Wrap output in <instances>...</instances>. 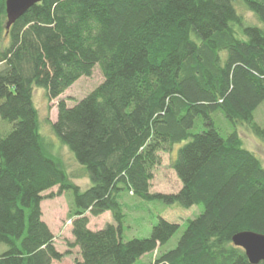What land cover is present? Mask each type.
Instances as JSON below:
<instances>
[{"label": "trees", "instance_id": "1", "mask_svg": "<svg viewBox=\"0 0 264 264\" xmlns=\"http://www.w3.org/2000/svg\"><path fill=\"white\" fill-rule=\"evenodd\" d=\"M238 1L44 0L7 30L0 0V246L8 247L0 264H53L71 253L57 250L41 207L69 192L76 264H137L181 228L178 210L150 238L124 241L125 194L183 213L203 207L174 250L142 264H251L232 238L264 235V165L237 128L224 137L214 121L222 115L264 140L255 120L264 103V0H244L258 25L238 13ZM97 65L104 82L74 106L61 99L50 122L86 169L92 186L82 190L44 142L34 91L56 100ZM197 122L206 129L192 133ZM182 143L173 164L182 189L152 193L160 152ZM107 212L114 223L89 228V215Z\"/></svg>", "mask_w": 264, "mask_h": 264}, {"label": "rangeland", "instance_id": "2", "mask_svg": "<svg viewBox=\"0 0 264 264\" xmlns=\"http://www.w3.org/2000/svg\"><path fill=\"white\" fill-rule=\"evenodd\" d=\"M235 6L238 13L243 15L250 25L259 24L254 14L246 9L244 0H239L235 3ZM238 36L245 39L244 34L240 30ZM103 82V73L97 65L93 70L92 76L80 78L67 89L64 95L56 100L49 101L43 89L37 88L34 91V103L39 113L40 133L44 142L51 147L52 154L60 157L64 161L70 178L75 184L80 186L82 190H86L92 186L90 179L85 176L86 169L76 162L73 153H71L67 147L63 146L55 137L50 122L54 123L57 120V105L61 99H64L68 106H74ZM255 120L260 126H264V103L256 110ZM214 121L216 127L224 137L237 128L244 147L255 153L264 165V140L255 136L244 125L239 124L234 126L233 123L222 115L214 116ZM1 123L2 128L6 127L8 129L7 132L11 130V125L2 121ZM204 128L205 127L202 126L200 122H197L192 133H199L203 131ZM183 145H185V143L175 145L172 149L160 152L162 162L154 171V179L151 188L152 193L178 194L182 189V183L174 171L173 164L177 159L179 149ZM57 192L58 187L54 188L52 191L45 192L44 195L47 196ZM123 202L125 204V222L122 233L124 241L150 238L154 226L158 224L160 219L166 218L170 221H174L172 220V213L175 211L179 210L177 216L184 217V219L182 217L183 220L180 223L182 225L178 232L156 252L142 257L137 264L154 262L161 254L174 250L187 227L185 220L188 218L193 220L203 212L202 206L191 209V211H188L189 213H183L182 209L167 208L166 205H163L157 200L144 201L137 197L128 196L127 194L123 195ZM71 204H74V196L71 192L53 199H45L41 204L43 220L54 232L57 250L61 253L71 252L69 255L65 256L63 260L54 262L53 264H76V262L81 259L79 248L71 247V244L74 242L72 221H70L69 218ZM89 218V228L94 231L103 229L108 223H114L110 212L99 217L89 215ZM7 249L8 247L6 245H1L0 254L7 251Z\"/></svg>", "mask_w": 264, "mask_h": 264}, {"label": "water", "instance_id": "3", "mask_svg": "<svg viewBox=\"0 0 264 264\" xmlns=\"http://www.w3.org/2000/svg\"><path fill=\"white\" fill-rule=\"evenodd\" d=\"M44 0H6L7 25L11 26L23 16L32 6ZM233 244L242 248L251 264L264 262V235L254 232H240L233 236Z\"/></svg>", "mask_w": 264, "mask_h": 264}, {"label": "crops", "instance_id": "4", "mask_svg": "<svg viewBox=\"0 0 264 264\" xmlns=\"http://www.w3.org/2000/svg\"><path fill=\"white\" fill-rule=\"evenodd\" d=\"M53 232V231H52ZM54 233V232H53Z\"/></svg>", "mask_w": 264, "mask_h": 264}]
</instances>
